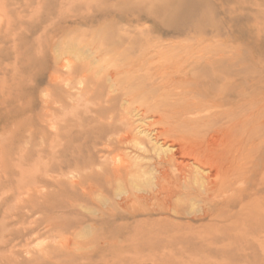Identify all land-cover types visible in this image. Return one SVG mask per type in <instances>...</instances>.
<instances>
[{
    "label": "rangeland",
    "instance_id": "obj_1",
    "mask_svg": "<svg viewBox=\"0 0 264 264\" xmlns=\"http://www.w3.org/2000/svg\"><path fill=\"white\" fill-rule=\"evenodd\" d=\"M153 85L243 96V180L209 214L130 196L170 143ZM0 264H264V0H0Z\"/></svg>",
    "mask_w": 264,
    "mask_h": 264
},
{
    "label": "bare ground",
    "instance_id": "obj_2",
    "mask_svg": "<svg viewBox=\"0 0 264 264\" xmlns=\"http://www.w3.org/2000/svg\"><path fill=\"white\" fill-rule=\"evenodd\" d=\"M177 66L176 71L194 67ZM158 87L153 85L151 93L146 94H152V101L158 111L156 119L149 126L155 128L151 131L155 140L162 139V142L170 143L165 149L159 147L160 151L152 165L134 161L128 166L126 181L130 196L134 192L144 193L135 194L145 207L143 211L150 210L148 206H152L157 211L178 213L177 209L182 207L192 212L193 206L200 204L204 215L209 214L214 206L233 197V194L228 195L243 180L239 173L245 169L240 146L242 135L238 134L241 122L234 118L243 96L240 97L239 92L233 94L238 97L234 102L233 96L227 97L224 86L206 103L194 104L185 110L171 109L166 96L161 94L159 100L153 97ZM160 87L166 89L167 85L161 84ZM224 102L230 103V106L223 108ZM125 139L132 141L135 146H143V150L148 146L143 138L126 135ZM180 197L182 201H173Z\"/></svg>",
    "mask_w": 264,
    "mask_h": 264
}]
</instances>
